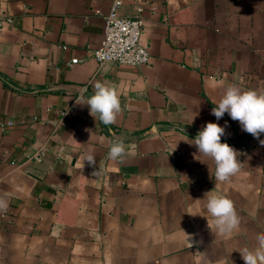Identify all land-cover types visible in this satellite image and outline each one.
<instances>
[{"label": "crops", "instance_id": "0c3cea01", "mask_svg": "<svg viewBox=\"0 0 264 264\" xmlns=\"http://www.w3.org/2000/svg\"><path fill=\"white\" fill-rule=\"evenodd\" d=\"M113 1L0 0V264H245L236 250L264 233V133L211 113L230 85L264 90V0H121L123 17L143 9L136 68L87 56ZM97 81L119 93L112 125L76 104ZM208 122L242 162L217 187L185 142ZM117 138L135 146L123 162L108 158ZM212 190L234 203L231 237L208 227Z\"/></svg>", "mask_w": 264, "mask_h": 264}, {"label": "clouds", "instance_id": "9594fccd", "mask_svg": "<svg viewBox=\"0 0 264 264\" xmlns=\"http://www.w3.org/2000/svg\"><path fill=\"white\" fill-rule=\"evenodd\" d=\"M219 83L222 85L223 81ZM93 88L94 91L91 96L86 99L81 96L76 100V104L87 105L89 114L106 126L116 123L122 111L116 86L107 82L97 81L94 83ZM225 113L232 120L239 121L243 131L259 140L261 133H264V90H243L235 85L228 86L217 106L212 108L211 114L219 120ZM194 118L195 116L192 120ZM224 134V127L218 123L208 122L194 139L185 141L197 148L198 154H193L194 159L205 163L202 158L208 157L214 162V175L217 182L215 187L220 183L230 182L231 178L237 175L242 168V162L238 159L237 150L229 144L221 142V137ZM259 142L264 146V140H259ZM126 147L128 149L135 148L134 145L126 146L122 138H117L109 145L108 158L113 162H123L125 156L133 154L132 151H126ZM95 157L93 150H89L87 154L79 157V160L82 161V168L85 161L90 166H94L96 163ZM72 159L73 157L71 162ZM205 199L206 211L213 218L211 224L207 221L208 227L212 229L214 226L219 235L231 237L240 225V218L233 201L225 195L214 194L213 190L205 193L203 200ZM7 209V201L0 198V212H6ZM255 240V247H244L236 250L240 252L245 264H264V233H258Z\"/></svg>", "mask_w": 264, "mask_h": 264}, {"label": "built area", "instance_id": "2783aa9c", "mask_svg": "<svg viewBox=\"0 0 264 264\" xmlns=\"http://www.w3.org/2000/svg\"><path fill=\"white\" fill-rule=\"evenodd\" d=\"M121 0H114L104 18L103 40L98 48L88 50V57L99 64L112 63L122 67H142L149 63L148 48L140 41L144 29L143 9L138 8L133 18L119 14ZM12 24V19L0 13V27ZM74 59L70 65L77 64ZM243 148V147H242Z\"/></svg>", "mask_w": 264, "mask_h": 264}]
</instances>
